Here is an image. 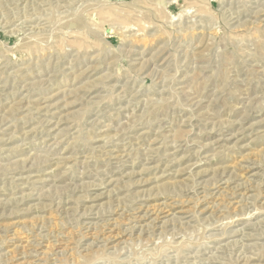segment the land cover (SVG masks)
Listing matches in <instances>:
<instances>
[{
	"label": "rangeland",
	"instance_id": "1",
	"mask_svg": "<svg viewBox=\"0 0 264 264\" xmlns=\"http://www.w3.org/2000/svg\"><path fill=\"white\" fill-rule=\"evenodd\" d=\"M0 264H264V0H0Z\"/></svg>",
	"mask_w": 264,
	"mask_h": 264
}]
</instances>
